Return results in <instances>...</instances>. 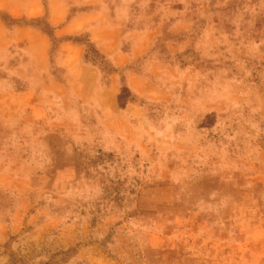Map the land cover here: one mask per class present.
<instances>
[{
    "label": "rangeland",
    "instance_id": "rangeland-1",
    "mask_svg": "<svg viewBox=\"0 0 264 264\" xmlns=\"http://www.w3.org/2000/svg\"><path fill=\"white\" fill-rule=\"evenodd\" d=\"M0 264H264V0H0Z\"/></svg>",
    "mask_w": 264,
    "mask_h": 264
}]
</instances>
